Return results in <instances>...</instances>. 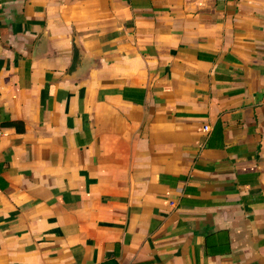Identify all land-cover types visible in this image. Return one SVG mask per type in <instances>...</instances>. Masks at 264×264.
<instances>
[{"label": "crops", "instance_id": "obj_1", "mask_svg": "<svg viewBox=\"0 0 264 264\" xmlns=\"http://www.w3.org/2000/svg\"><path fill=\"white\" fill-rule=\"evenodd\" d=\"M0 264H264V0H0Z\"/></svg>", "mask_w": 264, "mask_h": 264}, {"label": "trees", "instance_id": "obj_2", "mask_svg": "<svg viewBox=\"0 0 264 264\" xmlns=\"http://www.w3.org/2000/svg\"><path fill=\"white\" fill-rule=\"evenodd\" d=\"M9 124L15 125V123H9Z\"/></svg>", "mask_w": 264, "mask_h": 264}]
</instances>
